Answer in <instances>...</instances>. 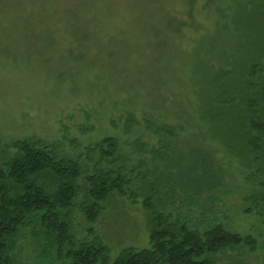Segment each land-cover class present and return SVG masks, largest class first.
Instances as JSON below:
<instances>
[{"label":"trees","instance_id":"16d2710c","mask_svg":"<svg viewBox=\"0 0 264 264\" xmlns=\"http://www.w3.org/2000/svg\"><path fill=\"white\" fill-rule=\"evenodd\" d=\"M219 1L231 10L227 52L212 48L217 65H194L195 111L209 139L245 168L242 211L260 219L264 235V0ZM112 124L123 137L141 129L154 140H0V264H215L220 253L258 248L218 208L222 176L211 155L170 145L181 125L130 112ZM117 200L141 207L148 246L125 247L112 260L93 225ZM76 214L89 225L81 239ZM19 240H30L34 256L22 255Z\"/></svg>","mask_w":264,"mask_h":264},{"label":"rangeland","instance_id":"374dc122","mask_svg":"<svg viewBox=\"0 0 264 264\" xmlns=\"http://www.w3.org/2000/svg\"><path fill=\"white\" fill-rule=\"evenodd\" d=\"M230 13L219 0H0V140L152 142L141 129L130 137L115 130L112 122L129 112L181 125L170 145L199 146L211 155L222 176L213 197L228 227L259 243L254 252L220 253L215 264H264L263 226L242 211L246 170L209 139L195 111L194 65L219 63L210 50H227L223 25ZM74 225L77 238L87 235L80 214ZM93 227L112 260L125 247L148 246L144 212L129 201L113 202ZM18 246L24 257L34 256L30 240Z\"/></svg>","mask_w":264,"mask_h":264}]
</instances>
